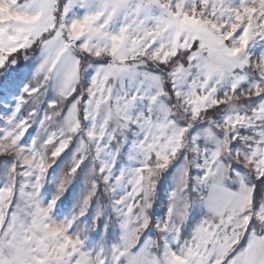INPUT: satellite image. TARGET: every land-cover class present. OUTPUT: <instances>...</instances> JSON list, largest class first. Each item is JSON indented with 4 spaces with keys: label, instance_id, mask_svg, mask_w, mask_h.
<instances>
[{
    "label": "snow or ice",
    "instance_id": "1",
    "mask_svg": "<svg viewBox=\"0 0 264 264\" xmlns=\"http://www.w3.org/2000/svg\"><path fill=\"white\" fill-rule=\"evenodd\" d=\"M0 264H264V0H0Z\"/></svg>",
    "mask_w": 264,
    "mask_h": 264
}]
</instances>
